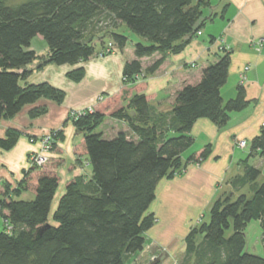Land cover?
I'll return each instance as SVG.
<instances>
[{"label": "trees", "instance_id": "1", "mask_svg": "<svg viewBox=\"0 0 264 264\" xmlns=\"http://www.w3.org/2000/svg\"><path fill=\"white\" fill-rule=\"evenodd\" d=\"M212 6L211 0H0V121L40 98L62 102L64 90L47 82L27 81L35 69L49 63L74 64L125 47L128 37L115 27L96 48L85 31L94 16H109L143 38L133 43L135 58L124 64L122 86L99 97L92 112L69 115L83 135L89 178L70 180L54 210L59 188L54 173L38 175L32 200L9 198L10 193L18 197L23 181L13 191L3 185L0 264H125L129 256L143 250L144 234L156 221L149 207L159 182L181 174L187 164L199 163L209 154L206 145L198 156L191 154L185 162L181 158L193 144L194 122L207 118L223 126L230 113L248 103L242 84L235 97L226 101L221 97L229 51L202 68L197 83L176 91L168 114L153 112L146 82H137L138 74H152L167 54L180 52L198 36L205 20L217 16ZM204 9H209L205 17ZM224 9L225 5L221 14ZM38 35L47 45L41 55L29 49ZM154 53L159 58L143 69L140 59ZM34 60L37 64L26 68ZM83 73L78 67L66 76L76 82ZM45 112V106H36L29 115L34 118ZM105 117L124 122L132 134L120 131L111 138L96 132ZM59 135L60 130L55 142ZM18 136L17 131L7 130L0 136V148L11 149ZM251 150L264 156V127L252 140ZM259 175L258 168L246 166L233 185L250 183L251 194L217 197L208 220L201 219L189 229L183 264H264V181L256 183ZM4 220L12 226L10 232ZM251 220H257L261 228L262 255L245 252L244 229Z\"/></svg>", "mask_w": 264, "mask_h": 264}, {"label": "crops", "instance_id": "2", "mask_svg": "<svg viewBox=\"0 0 264 264\" xmlns=\"http://www.w3.org/2000/svg\"><path fill=\"white\" fill-rule=\"evenodd\" d=\"M211 1V10L217 16L206 19L200 35L180 52L167 54L159 68L143 78L146 92L153 96L150 102L153 112L168 114L176 91L184 84L197 83L202 68L217 61L224 52L217 41V38H221L228 46L226 51L230 52L228 77L220 88L223 101L235 97L239 84L245 88L247 105L240 111L230 113L225 125L219 127L207 118H198L194 122L191 129L193 144L182 153L181 158L185 162L191 154L198 156L206 145L209 154L199 163L187 164L181 174L171 179L163 178L157 186L155 202L159 203V215L165 217L167 210L172 223L170 228L185 230V233L182 231L184 237L194 221L203 216L205 209H210L217 197L229 194L234 198L240 193L251 194L252 184L233 185L234 180L244 174L246 166L260 170L257 184L264 181V156L251 150L252 140L260 134L264 121V0ZM207 12L209 9H204L203 17ZM118 26L126 28L123 24ZM37 38L40 40L42 37ZM260 39L261 46L257 50L255 43ZM35 47L30 42L29 49L36 55L47 51V45H43L42 49ZM124 50L126 45L122 50L115 49L110 54L93 56L74 64L49 63L31 73L27 79L29 83L47 82L64 90L65 96L60 103L40 98L33 104L25 105L12 118L0 121L1 137L9 129L19 133L11 149L0 148V197L4 192V184L9 186V191H13L23 181L18 197L10 193L9 198L32 200L37 177L42 172L54 173L59 177L58 197L70 180L85 173L89 178L91 171L86 162L83 135L74 128L69 115L72 111L92 106L103 94L113 93L122 86L124 64L135 58L133 45L128 53ZM159 56L154 53L142 57V68L150 66ZM36 64L37 60H34L26 68H33ZM245 66L249 69L243 71ZM78 67H82L84 73L75 82L66 73ZM36 106H45L46 112L32 118L29 111ZM54 129L60 130V135L50 152L49 162L43 167L28 165L27 157L36 148L29 138ZM120 131H128L127 125L112 118L109 126L112 134L107 136L104 131L101 132L105 137L112 138ZM240 140L245 141L244 148L237 145ZM81 166L86 167L84 172ZM56 197L52 208L57 204ZM188 208L189 212H185ZM163 233L167 234L165 231Z\"/></svg>", "mask_w": 264, "mask_h": 264}, {"label": "rangeland", "instance_id": "3", "mask_svg": "<svg viewBox=\"0 0 264 264\" xmlns=\"http://www.w3.org/2000/svg\"><path fill=\"white\" fill-rule=\"evenodd\" d=\"M15 1H18V0H15ZM118 24L120 25L118 21H115L111 17L98 14L94 16L92 20L87 22L85 26L86 36L91 37L93 44L97 48L103 45L105 41L104 39H106L107 41V33L109 32V29H112V28L114 29L115 27L119 30L123 29L121 26L117 27ZM122 32L128 37V41L126 44V50H124L126 51L125 53H128L130 46L133 45L134 42L143 41V38L141 36L131 31L127 27L123 29ZM37 37H40V36L39 35L35 36L31 40L32 45L36 46L38 49H42V46L46 45L45 41L42 40V38L39 40V38ZM142 80L144 79L140 78L138 81H142ZM126 87L130 88V84H126ZM110 93L112 92L110 91ZM103 95H106V94H103ZM111 121H112L111 117H105L104 121L95 129V131L96 132L104 131L107 134V136H109L110 134H112L109 132V126L111 124ZM80 168L82 172H84L86 167L81 166ZM79 176L88 178L86 173L80 174ZM60 186H61L60 188H62V184ZM59 191L57 193L56 200H58L59 198L58 197ZM55 207L53 208V210L55 209ZM158 209H159V203L157 201L155 202L154 200L149 207V211L154 213L156 217V221L153 227L149 229L147 232H145L144 234L145 236L144 250L137 252L132 256H129L125 264H183V260H184V235L183 234L185 233V230H182L176 227L170 228L172 227V223L169 221L170 219L168 217L169 216L168 211L165 210L166 211L165 217H163L159 215ZM185 212H189V208ZM203 216H199L194 221L193 226L198 224L201 221V219L208 220V217H209L208 209L204 210ZM163 230L167 233L166 235H164ZM167 230L169 232H167ZM182 231H184V233ZM244 234H245V241H246L245 252L262 255L263 254L262 241H261L262 234H261V228H260L259 222L257 220H251L245 227Z\"/></svg>", "mask_w": 264, "mask_h": 264}, {"label": "built area", "instance_id": "4", "mask_svg": "<svg viewBox=\"0 0 264 264\" xmlns=\"http://www.w3.org/2000/svg\"><path fill=\"white\" fill-rule=\"evenodd\" d=\"M200 33H201V31H198L197 35H200ZM217 41L220 43V49L222 51H226L228 49V46L223 43V40L221 38H217ZM261 42H262V39L258 40L257 43H255V48L257 50L260 49ZM108 46L111 47L110 44ZM106 51L109 52L110 50L108 48H106ZM99 55H103V53H99ZM192 66H194V63H192ZM248 69H249L248 66L243 67V71H246ZM140 78L141 79L144 78V75L138 74L137 80H139ZM241 79H243V78H241ZM92 110H93L92 106H87L85 108L72 111L71 114L74 117H76L77 115L82 114L84 111L92 112ZM261 127H264V121L262 122ZM57 131H58V129H54V130H51L44 135H40L37 137L32 136L29 138V141L31 143L36 144V148L33 151H31L27 157L28 165L36 166V167H42L43 165H45L49 161V155H50V152L52 150V146L54 145L55 134H57ZM237 145L241 148H244L246 146V143L244 140H240L237 142ZM176 175H178V174H176ZM4 223L6 224L5 230L7 232H10L12 230V226L7 224L6 220H4Z\"/></svg>", "mask_w": 264, "mask_h": 264}]
</instances>
